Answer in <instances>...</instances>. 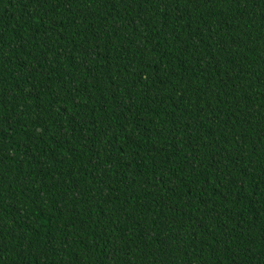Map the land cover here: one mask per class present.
<instances>
[{
    "label": "trees",
    "instance_id": "trees-1",
    "mask_svg": "<svg viewBox=\"0 0 264 264\" xmlns=\"http://www.w3.org/2000/svg\"><path fill=\"white\" fill-rule=\"evenodd\" d=\"M0 264H264V0H0Z\"/></svg>",
    "mask_w": 264,
    "mask_h": 264
}]
</instances>
